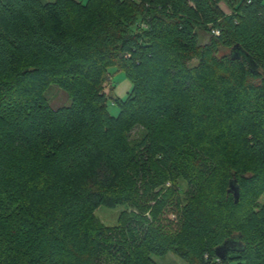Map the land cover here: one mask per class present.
Returning <instances> with one entry per match:
<instances>
[{
	"label": "trees",
	"instance_id": "trees-1",
	"mask_svg": "<svg viewBox=\"0 0 264 264\" xmlns=\"http://www.w3.org/2000/svg\"><path fill=\"white\" fill-rule=\"evenodd\" d=\"M263 195L264 0H0V264H264Z\"/></svg>",
	"mask_w": 264,
	"mask_h": 264
},
{
	"label": "rangeland",
	"instance_id": "rangeland-1",
	"mask_svg": "<svg viewBox=\"0 0 264 264\" xmlns=\"http://www.w3.org/2000/svg\"><path fill=\"white\" fill-rule=\"evenodd\" d=\"M79 1H86V0H79ZM226 12L229 10L224 7ZM198 43L200 45H204L209 41V32L198 29ZM196 60H193L191 64L196 63ZM111 72L113 74L111 80L108 81L107 86V93H108V101H107V108L109 113L112 116H117L119 114V106L117 103H115V99H125L129 93V91L132 88V84L130 79L128 78L127 74L124 71H118L116 68H112ZM47 99L49 104L53 109H57L59 107L68 106L71 101L66 92H64L60 87L57 85H51L46 93ZM132 138H143L144 131L140 128H137L132 131L131 134ZM178 185L182 190H185L186 184L182 180H178ZM166 187H171L172 183L169 181L165 185ZM155 202L151 201L149 202V205H154ZM259 204H264V195L260 198ZM130 212L132 211L131 208H127L125 206H118L116 208H109L106 206H100L95 214L98 217V219L104 223L107 226H118L120 224L121 218L123 213L126 211ZM126 212V213H127ZM150 212L147 213L149 215ZM169 217L171 219H174L175 216L173 214H170ZM165 264H189L188 261L183 260L179 256L174 255L173 253L168 254L164 259H161Z\"/></svg>",
	"mask_w": 264,
	"mask_h": 264
},
{
	"label": "water",
	"instance_id": "water-1",
	"mask_svg": "<svg viewBox=\"0 0 264 264\" xmlns=\"http://www.w3.org/2000/svg\"><path fill=\"white\" fill-rule=\"evenodd\" d=\"M231 189L233 190V186H231ZM234 194H235V198L236 200H238L239 198V193L237 191H234Z\"/></svg>",
	"mask_w": 264,
	"mask_h": 264
},
{
	"label": "crops",
	"instance_id": "crops-1",
	"mask_svg": "<svg viewBox=\"0 0 264 264\" xmlns=\"http://www.w3.org/2000/svg\"><path fill=\"white\" fill-rule=\"evenodd\" d=\"M42 2H49V1H53V0H41Z\"/></svg>",
	"mask_w": 264,
	"mask_h": 264
},
{
	"label": "built area",
	"instance_id": "built-area-1",
	"mask_svg": "<svg viewBox=\"0 0 264 264\" xmlns=\"http://www.w3.org/2000/svg\"><path fill=\"white\" fill-rule=\"evenodd\" d=\"M216 34L218 35V34H219V32H216Z\"/></svg>",
	"mask_w": 264,
	"mask_h": 264
}]
</instances>
